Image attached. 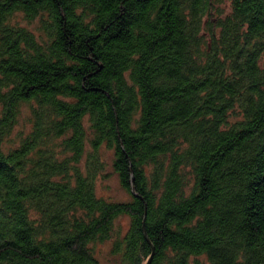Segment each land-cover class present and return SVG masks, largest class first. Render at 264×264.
<instances>
[{
	"label": "trees",
	"instance_id": "obj_1",
	"mask_svg": "<svg viewBox=\"0 0 264 264\" xmlns=\"http://www.w3.org/2000/svg\"><path fill=\"white\" fill-rule=\"evenodd\" d=\"M103 150L129 200L97 194ZM99 244L264 264V0H0V264Z\"/></svg>",
	"mask_w": 264,
	"mask_h": 264
},
{
	"label": "rangeland",
	"instance_id": "obj_2",
	"mask_svg": "<svg viewBox=\"0 0 264 264\" xmlns=\"http://www.w3.org/2000/svg\"><path fill=\"white\" fill-rule=\"evenodd\" d=\"M16 17L21 23L24 25H28L31 28H34L36 26L37 20H33L30 23L27 22V20H24L21 18L20 14H16ZM29 109L27 106H23L21 110V116L19 118V122L16 124L15 128L13 129L9 140H6L3 142V146L9 147V143L16 144L18 137L25 133L27 134L29 132L31 123L28 121L29 116ZM19 135V136H18ZM102 159L104 161V168L102 170V173L97 178L96 183V192L99 196L104 197L109 200L114 201H125L129 200L130 195L121 188L119 185L118 178L112 168V154L109 150H103L102 151ZM85 161V156L82 157V160L80 162L81 166L83 167ZM81 167V168H82ZM127 224V218L126 217H119L116 220V225L121 226L125 228ZM98 257L102 264H105L108 259H110L109 251H108V244H99L98 246Z\"/></svg>",
	"mask_w": 264,
	"mask_h": 264
},
{
	"label": "water",
	"instance_id": "obj_3",
	"mask_svg": "<svg viewBox=\"0 0 264 264\" xmlns=\"http://www.w3.org/2000/svg\"><path fill=\"white\" fill-rule=\"evenodd\" d=\"M143 231H144V230H143ZM144 235H145V238L148 239L147 234H146L145 231H144ZM152 250H153V247H152ZM152 254H153V253H151V255L148 257V259H147V261H146L145 264H150V261H151V258H152Z\"/></svg>",
	"mask_w": 264,
	"mask_h": 264
}]
</instances>
